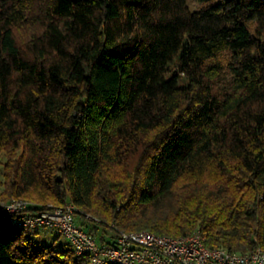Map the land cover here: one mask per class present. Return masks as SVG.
<instances>
[{"label": "trees", "instance_id": "1", "mask_svg": "<svg viewBox=\"0 0 264 264\" xmlns=\"http://www.w3.org/2000/svg\"><path fill=\"white\" fill-rule=\"evenodd\" d=\"M187 1L0 0L1 200L264 248V0ZM27 231L0 264L87 263Z\"/></svg>", "mask_w": 264, "mask_h": 264}, {"label": "built area", "instance_id": "2", "mask_svg": "<svg viewBox=\"0 0 264 264\" xmlns=\"http://www.w3.org/2000/svg\"><path fill=\"white\" fill-rule=\"evenodd\" d=\"M29 204L25 199H0V210L5 220L22 229L56 231L67 239L75 255L88 254L86 264H264V248L236 252L209 247L198 229L174 237L145 229L126 231L110 224L108 240L98 242L84 224L101 226L99 218L71 203L49 204V208L38 211L29 210Z\"/></svg>", "mask_w": 264, "mask_h": 264}, {"label": "rangeland", "instance_id": "3", "mask_svg": "<svg viewBox=\"0 0 264 264\" xmlns=\"http://www.w3.org/2000/svg\"><path fill=\"white\" fill-rule=\"evenodd\" d=\"M214 1V0H213ZM188 5L190 8H196L198 6V0H188ZM24 34V31L22 32ZM4 162V157L0 156V180H2L1 170H2V163ZM102 229L106 231L107 234H110V229L106 226H100ZM31 234L33 238V246H37V244H45V245H54L56 248H62L68 243L67 239L62 235H59L54 230H35V231H27Z\"/></svg>", "mask_w": 264, "mask_h": 264}]
</instances>
